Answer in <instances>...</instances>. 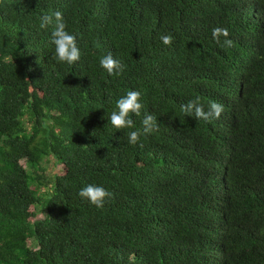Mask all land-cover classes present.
<instances>
[{
    "label": "trees",
    "instance_id": "1",
    "mask_svg": "<svg viewBox=\"0 0 264 264\" xmlns=\"http://www.w3.org/2000/svg\"><path fill=\"white\" fill-rule=\"evenodd\" d=\"M57 10L73 65L39 28ZM132 90L144 107L116 130ZM196 97L219 119L185 116ZM147 114L156 130L129 144ZM88 184L112 194L103 208ZM0 264H264V0H0Z\"/></svg>",
    "mask_w": 264,
    "mask_h": 264
},
{
    "label": "clouds",
    "instance_id": "2",
    "mask_svg": "<svg viewBox=\"0 0 264 264\" xmlns=\"http://www.w3.org/2000/svg\"><path fill=\"white\" fill-rule=\"evenodd\" d=\"M52 43L55 46L54 58L58 62L67 63L73 65L80 60V49L77 45V38L74 34H70L66 31V24L64 22L63 14L57 10L52 14H45L40 18V29H47L49 26H53ZM3 30L6 31L9 36L13 35L16 31L14 26L5 23ZM229 31L227 28L216 27L212 31L213 40L223 48H231L233 41L229 39ZM221 37H224L221 44ZM162 43L165 46H170L173 42L171 35H162L160 37ZM100 67L109 75H119L123 71V64L120 60L115 59L109 52L99 60ZM141 93L138 90L128 91L127 94L121 97L116 102L117 111H113L109 120L113 128L116 130L132 129L134 127V121L130 118L131 114L139 116L144 105L140 102ZM181 110L185 116H192L196 120H211L213 118L219 119L224 106L216 101H211L208 104V110L205 111L204 106L200 103V98L196 97L193 100H189L186 104L181 105ZM143 129L128 131L126 133L127 142L131 145H136L140 141L141 135L147 136L152 134L156 130V118L150 114L145 115L142 121ZM78 195L88 200L96 208L101 209L105 205L106 198L112 194L104 187L88 184L79 190Z\"/></svg>",
    "mask_w": 264,
    "mask_h": 264
},
{
    "label": "rangeland",
    "instance_id": "3",
    "mask_svg": "<svg viewBox=\"0 0 264 264\" xmlns=\"http://www.w3.org/2000/svg\"><path fill=\"white\" fill-rule=\"evenodd\" d=\"M22 163L24 166L26 165V162L24 160L22 161ZM44 166L46 168L44 172L48 177H53L57 173H62L63 171V166L61 164H58L53 157H49V159H45ZM40 217H43V214H41Z\"/></svg>",
    "mask_w": 264,
    "mask_h": 264
}]
</instances>
